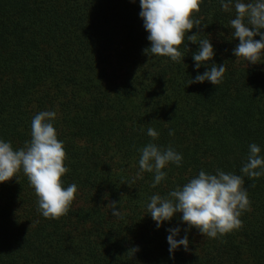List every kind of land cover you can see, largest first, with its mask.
<instances>
[{"label": "trees", "instance_id": "trees-1", "mask_svg": "<svg viewBox=\"0 0 264 264\" xmlns=\"http://www.w3.org/2000/svg\"><path fill=\"white\" fill-rule=\"evenodd\" d=\"M200 9L207 27L190 34L210 39L209 65L224 64L218 86L189 85L209 70L195 68L198 44L181 46L179 63L144 54L151 45L139 0H0V139L23 148L33 117L54 111L69 169L62 183L77 186L68 214L50 220L22 171L19 183L0 184V264H264V177H244L251 210L242 228L217 239L193 228L188 250L171 256L167 229L180 227L182 238V214L157 228L147 211L151 196L201 171L243 175L253 143L264 156V58L248 65L233 55L234 6L225 12L220 0H203ZM149 143L183 157L155 188L154 174L138 175Z\"/></svg>", "mask_w": 264, "mask_h": 264}, {"label": "clouds", "instance_id": "clouds-1", "mask_svg": "<svg viewBox=\"0 0 264 264\" xmlns=\"http://www.w3.org/2000/svg\"><path fill=\"white\" fill-rule=\"evenodd\" d=\"M131 2L135 3V0ZM202 2L203 0H139V15L151 45L144 49V54L170 58L179 63L184 59L181 46L189 52L188 43L198 44L199 50L193 54L195 68L199 71L204 66L209 70L198 74L194 80L190 79L189 85L208 81L218 86L226 73L224 64L209 65L214 59L210 39H201L203 33L200 31L190 34L193 29L207 27L195 15L200 12ZM220 3L225 12L231 11L233 6L235 9L236 15L230 21V27L234 40H238L239 44L234 48L233 55L236 59L246 61L248 65L260 64L264 58V0H220ZM55 119L54 111L36 114L31 121V139L18 150H14L10 142L0 139V184L13 178L18 182L17 177L22 171L35 191L38 211L50 220L66 216L77 194L76 184L65 188L62 183V177L69 169L65 166L67 155L63 142L58 139L52 123ZM147 135L155 140L159 133L149 127ZM169 135H174V132L170 131ZM139 151L138 175L144 172L154 174L153 188L166 178L163 169L170 163L179 167L183 160L182 155L171 146L161 148L155 143H149ZM260 153L261 149L257 144L249 145L247 160L240 169L243 175L220 170L213 175L201 171L182 188L170 191L167 196H151L147 211L157 228L165 222H171L178 213L182 214L181 222L187 225L183 230L185 235L180 239H177L180 227L167 229L170 256L181 246L185 251L188 250L187 233L193 228L203 237L217 239L243 227L240 217L243 212L251 210L244 177L249 180L264 177V156ZM110 207L114 217L123 218L122 213L117 210V203L111 202ZM136 251L138 248L129 252L135 254Z\"/></svg>", "mask_w": 264, "mask_h": 264}]
</instances>
